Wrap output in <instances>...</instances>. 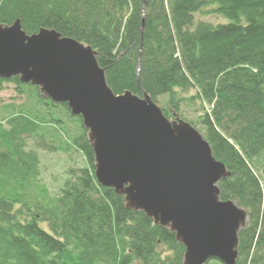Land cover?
I'll return each mask as SVG.
<instances>
[{"label":"trees","instance_id":"1","mask_svg":"<svg viewBox=\"0 0 264 264\" xmlns=\"http://www.w3.org/2000/svg\"><path fill=\"white\" fill-rule=\"evenodd\" d=\"M208 4L225 22H194ZM15 19L27 34L47 27L90 45L115 94L146 92L154 102L168 94L167 118L180 116L176 90H195L210 107L203 137L230 171L219 197L247 213L235 264H264V186L254 166L264 154V0H0V23ZM6 82L29 85L33 104L0 121V264H182L173 232L98 184L81 117L18 77L0 78V87ZM58 110L76 133L67 135ZM71 147L86 165L69 168L54 193L35 148Z\"/></svg>","mask_w":264,"mask_h":264},{"label":"water","instance_id":"2","mask_svg":"<svg viewBox=\"0 0 264 264\" xmlns=\"http://www.w3.org/2000/svg\"><path fill=\"white\" fill-rule=\"evenodd\" d=\"M96 56L90 45L54 29L27 34L19 19L0 23V78L35 85L81 117L98 184L173 232L184 246L182 264H235L247 213L219 197L217 183L230 171L196 128L168 119L149 94H115Z\"/></svg>","mask_w":264,"mask_h":264},{"label":"rangeland","instance_id":"3","mask_svg":"<svg viewBox=\"0 0 264 264\" xmlns=\"http://www.w3.org/2000/svg\"><path fill=\"white\" fill-rule=\"evenodd\" d=\"M215 6L212 4H208L203 6L200 10L194 13V22L199 20H204L208 22H212L214 24L219 22H225V19L215 13L213 8ZM27 84V83H25ZM31 87L29 85L18 87L16 83H4L0 87V121H4V117H6L9 109L11 107H22L25 108L31 106L33 104V100L29 95ZM196 91L193 89L188 90L187 92H181L176 90L175 96L177 99L182 98L180 105V116L178 118L183 119L190 123L194 128H196L202 135L204 130L202 129V125L199 123L201 116L209 111V105L202 104L198 98L195 96ZM169 100L168 94H159L156 96L155 103L161 107L166 108ZM42 109V108H41ZM61 114L60 117L64 120L65 128L64 130L69 134H74L77 132L76 123L69 121L67 115L62 112V110H58ZM170 120H174L173 117H168ZM60 133V134H59ZM58 133V140L61 143V146H64L66 140L61 130ZM60 137V138H59ZM68 137V136H67ZM56 147H60L55 143ZM28 147L34 148L32 142L28 141ZM39 153L40 157V172L42 181L50 188L54 193H56L62 184L63 180L68 177V169L69 168H78L86 165V161L82 153L74 148H67L66 150L55 149L53 151L42 150L39 148H35ZM256 168L257 173L261 179V184L264 186V154L263 156L256 160ZM206 264H223L221 262L216 261L215 259H211Z\"/></svg>","mask_w":264,"mask_h":264}]
</instances>
